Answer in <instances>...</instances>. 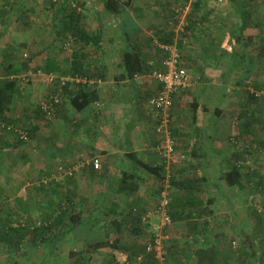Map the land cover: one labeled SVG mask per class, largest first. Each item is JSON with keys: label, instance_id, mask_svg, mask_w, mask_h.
Returning <instances> with one entry per match:
<instances>
[{"label": "crops", "instance_id": "1", "mask_svg": "<svg viewBox=\"0 0 264 264\" xmlns=\"http://www.w3.org/2000/svg\"><path fill=\"white\" fill-rule=\"evenodd\" d=\"M116 1L121 5L122 16L110 17L106 13L104 6L101 5L98 13L105 14V19L99 20V17L95 18L97 20L94 18L92 20L83 19L85 27H92V30L88 29L87 31L89 34L98 37L100 40L99 45L104 46V43L109 42V40L112 42L110 49L104 46L102 50L100 48L89 53L93 54V56H88L84 53L85 57H82L84 69L91 76L92 84L95 82L93 87L97 98L89 106L83 108V111H77L69 103L70 93L61 95V102L63 103L61 111L53 119L40 122L36 121L38 119H34L36 115L33 114L34 122H39V129L30 136V142L18 144L14 149L10 148L13 149V168L11 169V163L8 159L3 161V164L1 163V167L5 164L4 170L7 174L3 173V168L0 170V174H3L0 175V186H3L4 189L13 183V186H20L18 187L20 188V190L18 189L19 192L15 195L11 197L6 194L0 196L1 213L10 218L11 212H13V215L18 218L27 217L29 219L25 222L19 220L16 222L17 225L14 223L10 224L12 227H17L23 222L21 224L28 226V230H30L33 228L34 222L38 220L57 218L59 211L55 213L53 211L59 203L67 209L73 210L72 212H81L82 218L84 217L91 221L100 215L99 209L113 202L124 209L133 200L141 206L146 207L148 205V207H152L151 209L154 207L152 203H155L154 199L156 198V182L153 176L143 167L138 169V174L140 173L142 179L140 180L141 182H138L139 189L133 197L129 198L125 195L116 194L115 190L121 183L123 173L134 168V162L142 161L149 163V165L157 166L161 161L157 151L154 118L148 114L146 117L145 112L140 108L142 100L157 92L158 86L151 77V72L160 68L162 59V56L158 53L159 51L152 46V40L150 41L149 38L152 35L149 34L150 32L151 34L154 33L155 36L164 34L166 32L164 17L174 15L175 8L186 7L188 2L187 0H125L126 2L124 3H122V0ZM255 1L257 0H252L248 3V8L250 10L251 8L254 9L251 20L254 26L259 23L262 25L261 20L263 19L264 11V0H258L256 4ZM217 3L222 4L218 6ZM239 10L231 0H194L189 4L187 18L190 26V29H187L189 38L188 36L184 39L180 38L183 39L184 43L180 51L181 60L187 71L188 80L186 87L173 97V107L171 109V127L176 139L177 149L185 151L186 155V161L182 162L183 166L176 168V171L185 170L187 173L189 172L191 166L187 147L195 146L200 140H202V143L207 140L209 147L202 148V150L206 151L207 157H203L200 150L202 158L198 161V167L203 163H210L212 160L209 161V159L212 158L215 167L222 162L227 167L226 162L222 161L223 158L220 155L225 154V152L217 154L219 152L217 148L219 144L216 145L214 142L219 141L216 140L215 133L211 129L214 126L218 127V125L221 127L223 112L217 105L213 108L207 105L211 101V96L207 90H204L205 87L209 88L213 85L205 82L192 83V74L199 72L202 77L203 73L209 75V72L211 74L221 69L222 74L224 73L226 77H229V80L235 82L236 71H239V69H234L236 63L232 59L230 63L229 61L220 60V54L217 55V58L213 54L204 51L194 55L189 50V44L190 39L196 40L198 33L200 36H204V41H209L206 39L208 32L213 37V32L220 29L213 25L221 27L220 30L224 32L223 42L225 43L228 35L235 31ZM93 27L97 31L93 30ZM105 27L106 30L104 29ZM112 27H115L113 28L115 29L114 31L110 30ZM99 29H102L103 32L101 33ZM250 29L247 28L242 36H245V32L249 33L247 31H250ZM102 36H104V40ZM180 39L175 38L174 41L177 42ZM213 39L214 37L211 38V40ZM185 40L186 42H184ZM130 44L136 48L141 57L142 71L134 79L124 80L122 77L125 72L122 67L121 56L125 47ZM46 58L54 59L56 64L59 65L60 71L58 70V73L69 72L71 56L52 57L49 55ZM203 69L205 70L203 71ZM66 76L70 77L69 75ZM70 84L69 88L72 87ZM193 90L194 92H192ZM190 92L195 95L192 96ZM77 93H74V95ZM20 99L23 100V98ZM17 101L18 98L14 101L9 117L15 121L22 120L25 122L28 119L26 116L30 113L28 110L29 106L23 103L24 106L20 107L21 103L16 104ZM193 102L198 103L195 122L191 120V113L189 112L190 104ZM32 117L28 123L32 122ZM93 155L100 158L101 170L96 171L89 166H80ZM216 160H219V162L216 163ZM191 162L193 161L191 160ZM73 166H78L74 177L70 178L72 179L70 180L71 183L74 184V187L77 186L79 191L77 196L75 195V197L69 199V190L61 197H56V191H54L49 196H45V194L41 196V199H46L45 204L42 203L43 200L36 201V198L41 194L39 190L42 189V185H47L45 181L48 176L46 175L50 172H58L59 168L67 169ZM8 172H11V174ZM200 177L205 178L204 186H207L208 183L211 185V190H208L211 193L212 191H217V188L220 187L219 182L210 181L208 176ZM61 181L64 182L65 179ZM63 182L51 183V185L45 187H60L61 190H64L66 183L63 184ZM23 186L32 187L26 190ZM111 194L113 195L111 196ZM103 195H107L109 200ZM209 197L215 198L211 195ZM10 200L13 201L15 207L12 205L13 211L7 213L5 210L10 205ZM57 201L60 202L57 204ZM83 201L85 206L81 208L80 202ZM100 218L102 219L103 217ZM158 219L157 216H153L152 222H156ZM50 222L51 220L44 222V224H50ZM122 226H125V228L129 227L128 229L132 233V226L127 221L122 223L121 228ZM34 227L36 228V226ZM106 231L107 229L103 228L102 223L94 229L88 228L80 232V234H74L68 232L67 225L60 224L54 227L51 226L48 230H41L36 236L33 234L35 237L30 235L23 244H32L38 248L43 247V245L47 246L49 250L45 255L46 260H48L46 264H59L62 258L59 257L58 253L63 248L70 249L68 246L70 244L74 250H82L90 243L106 239ZM27 232L29 235V231ZM112 233L111 229V237ZM1 248L3 249L2 246ZM67 251L69 257L70 250ZM88 259L89 256L83 263L105 264L104 257L101 258L100 251ZM116 259L120 263L125 259V256H121L118 253ZM92 260H94L93 263ZM66 263L67 261H65Z\"/></svg>", "mask_w": 264, "mask_h": 264}, {"label": "rangeland", "instance_id": "2", "mask_svg": "<svg viewBox=\"0 0 264 264\" xmlns=\"http://www.w3.org/2000/svg\"><path fill=\"white\" fill-rule=\"evenodd\" d=\"M46 1L45 0H0V60L1 57L3 56L4 51L6 49H10L12 50V52L14 53L17 59V64L20 65V63L24 62V60L25 61L29 60L30 62L29 68L22 70L18 75L25 73L26 71L31 69V67L34 68L33 69L34 72L37 70L42 71L44 67V61L47 60L46 57H48L49 55L52 57L54 56L70 57L72 53L77 51L78 53L81 54L86 53V55L88 56H93V54H89L90 52H93V50L97 51V49L100 48L102 50L104 49V46L105 48L109 47V49L112 47L111 44L112 42H110V40L109 42H105L107 44L104 43V46L99 45L98 48L96 47L94 48L92 44L88 46H83L81 43L78 42L71 43L67 41L68 35L66 36L63 35L61 36V38L57 36L56 33L57 28L54 27V25L57 24L58 20L55 19L53 20L51 18V13L53 11L49 7V4ZM78 1L81 2L84 1L85 3L83 7L84 9L82 10L86 19L92 20L93 18L95 19L96 17H99L100 18L99 20L105 19L104 16L105 14L98 13V9L102 5L101 0H72L71 3L76 4V2ZM124 2L126 1L122 0V3ZM217 4L218 6H221L222 3L221 4L217 3ZM184 7L181 9L177 7V9L175 8L174 10V15H171L169 17H164L166 23V25H164V28L166 29L165 33L173 35L174 39L175 38L180 39L183 37L186 38L189 35L188 34L189 31H187V28L189 26V23L187 22L189 4L185 7V9ZM235 7L237 6L235 5ZM170 23L172 25H170ZM261 23H262V28L253 27L250 29V31H247L249 33L245 32L244 34L245 36H243L242 39L243 41L242 44L235 43L233 48L227 46V44L223 42L224 32L220 30L221 27L219 25H213L214 27L220 28L216 30V32H213L212 34L214 37L213 40H211V38L213 37L211 36L210 32H208L206 37V39H208L209 41L207 40L204 41L205 40L204 36L201 35L202 36L201 38L199 33L196 35L197 37L196 40L190 39L189 50H191L192 54L198 55L200 52L204 51L213 54V56H216V58L217 55L220 54L221 57L220 60H223L225 62L229 61V63H230L229 60L230 51H233L234 49L236 53L240 54L243 50L244 51L243 56L245 57V60L242 66L245 67L247 63H250V61L253 60V62H255L257 65L258 73L254 77H252L249 84L246 83L244 84L247 85V87L243 85L244 82H241L242 86L234 87L235 82L229 80V77H226L224 73L222 74L221 69H218V71H215L211 74L209 72V75L203 73L202 77L199 72H194L192 74L193 77L192 83L205 82L207 84L213 85L210 86L209 88L208 87L204 88V90H207L209 92V95L211 96L210 99L211 101H209L210 103L207 105L212 108L215 105L220 107V109L223 112L222 123H221L223 133L226 135V137H229L230 140L231 139H235V140L238 139V140L236 141L233 140L235 142L229 140L228 141L224 140L223 142L222 141L214 142V144L216 145L219 144L217 146L219 151L217 154H220V152L221 153L225 152L226 155L225 154H220V155L223 158L222 161L226 162L227 167L225 166L224 162H222L221 164L217 165V167H215L214 165L215 163L213 162V158H212L209 159V161L212 160L211 161L212 163L211 162L207 163L209 165L203 163L197 168V172L199 176H208V179L210 181L219 182L220 185V187L217 188V191H212V193L208 191L209 189L211 190V185H209V183L207 184V186L203 185L204 187L202 188L204 192L201 194V197L205 201L208 199L209 195L215 197L216 199L214 204L213 217L212 218L206 217L204 219L206 221L205 223L203 222V220H199L198 222H196L194 226L191 225L190 227L184 221L171 223L165 229V234L167 235V239L164 240L165 249L168 243L175 245L176 250L187 248V246H189L191 242L195 241V238L197 237L196 235L198 234L199 236L198 238L200 239L199 242L200 245H202V247L209 245L206 241L214 245L215 250L217 251L216 254L217 264H264V240H263L264 233L262 232L264 225L263 224L261 225V223H259V220H257L258 218L255 217L253 213L256 210V213L258 215H264V55L259 56L260 51L257 48L260 43V38H259L260 34L264 31V11H263V19L261 20ZM181 24L187 25L185 26V29L183 30L184 32L182 34L179 31L181 29L180 27ZM113 28L115 27H112V29L110 30L114 31L115 29ZM85 29L92 30V27L91 26L89 28L86 27ZM94 29L97 31L95 27H93V30ZM104 29L106 30V27ZM99 31L101 33L103 32L102 29H99ZM149 35L154 36L153 39H151L152 36H149L150 41L152 40L151 44L154 48H156L159 51L158 52L156 50L162 56L160 49L158 48L157 45L158 43V38H156L157 35L155 36V34L154 33L151 34V32ZM102 38L103 40L105 39L104 36H102ZM186 40L184 42H186ZM67 44L69 46H67ZM78 49H80V51ZM24 54H26L27 56L24 57ZM204 70L205 69H203V71ZM224 70L225 69L223 67V71ZM240 74L241 72L239 69V71H236V76ZM51 75L54 77L52 82L38 80L37 78H34L29 83H19L20 88L22 92L25 94V96H23V100L18 98L16 104L21 103L20 107L24 106L23 103L26 106H31V107L38 104L40 105L41 102L48 100L50 96L58 94L60 91L61 92L59 93L60 94L59 97L61 99L62 98L61 95L64 94V91H62L63 87L61 85V79L66 78L68 76H64V75L60 76L56 73H51ZM254 82L259 87V90H255L252 87ZM244 89H247L250 92H254L255 96L259 99L258 102L247 103L245 101L247 96L242 92ZM194 90L192 92H194ZM192 92H190V94L194 96L195 94ZM17 107L19 108V106ZM243 110L254 112L255 118L261 121V123L256 125V127L251 130V133L245 134L241 138L240 131H242L243 128L238 126V124L241 123V121L238 119V114ZM189 112L191 113L190 108H189ZM25 125L28 126L30 124L25 123ZM25 125L24 127H27ZM31 135H32L31 132H29V137ZM199 147L208 148L209 147L208 141L206 140L203 143L199 142ZM243 148H246L247 151L244 152L242 150ZM237 149H239L238 151L240 150L243 151L242 153L244 154L243 159H241L237 164L241 165L240 169L242 170V172L249 173L251 169L252 171H254V173L257 175L259 182L261 183V184L259 183L258 186H256L255 184L253 186L251 184L247 186L243 182V188L240 187L229 188L224 182L220 181L222 172H224L225 169L229 168V166L231 165L229 161L230 153L235 152ZM177 151H179V149H177ZM179 152L181 153V155L184 156V158L174 168L175 171L176 168L183 166L182 162H184V160L186 159L185 152L184 151H179ZM7 154L9 153L7 152ZM7 154H6L7 157L5 158L1 157L2 158L1 161L3 160L6 161L7 159L9 160L10 157ZM205 154H206L205 157H207V153ZM215 157H217V155H215ZM217 162H219V160H216V163ZM4 165L3 167H1V169L3 168V173H6V171L4 170ZM12 168L13 167H11V169ZM8 173L11 174V172ZM64 179H65L64 182L61 181V183L63 182V184L66 183L65 188H63L64 190H61L60 187H51V186L47 188L46 187L42 188L41 190H39L41 194H39V197L36 198V201L39 200L42 201L43 198L41 199V196H43L44 194L45 196H49L54 191H56L55 194L56 197H61L64 193L68 192L69 190H70L69 197L73 198L75 197V195L77 196V193L79 192L77 190V186L74 187V184L70 183V180H66V178ZM15 180L18 181L17 179ZM13 184H11V186L9 187L6 186L5 189L3 188V186H0V196L1 195L4 196L6 194L11 197L16 193H18L20 190V188L18 187L20 186L17 185L18 187H16V185L13 186ZM31 187L32 186L30 187L23 186V188H25L26 190ZM112 195L113 194H111V196ZM103 196L107 197V199L109 200V197L107 195H103ZM59 202L60 201H57V204ZM42 203L45 204L46 199H44ZM156 203H152V206L155 207V205L158 204ZM57 204L55 203L56 206ZM12 205H14L15 207L13 201L10 200V205H8L5 210L7 213L13 211V207L11 208ZM80 205L81 208H84L85 206L84 201L80 202ZM1 215H2L1 219L3 220L6 216L2 213ZM13 216H14L13 212H11L10 218L9 217L5 218V220L11 225L13 223L16 224V222H18L19 220L23 222L29 220L27 217L18 218L16 216L14 217ZM38 221H42V220H38ZM38 221L34 222L35 224L32 225L33 228L29 230V235H27V237H30V235L34 237L33 230L35 229L34 226L36 227L38 226L39 223ZM160 222L161 220L159 218L155 222V224L160 225ZM128 228L129 227L125 228V226H122L121 228L122 230V234L120 236L121 244H119V249H118L119 254L125 257L130 256V253L133 254L135 251L139 250V248H142L148 240V237L146 235L144 236L143 234L141 235L133 234L131 233V230ZM106 229L109 240H111L112 238L110 235L111 228L106 227L105 230ZM247 237L248 238L250 237L249 241L247 239V241L244 242ZM225 238H227L228 241L230 240V238H232L233 243H231V246H228L226 241H225V245L220 244V241H222ZM68 246L70 247V249L63 248L61 251H59L58 253L59 257L62 258L59 264H65V261H67V263L70 261L67 250L73 252L74 249L72 248V245L69 244ZM48 250H49L48 247L45 245H43V247L38 248L32 244H22L21 248L19 250H15L14 252L4 251L0 247V264H11L13 260H15L18 264H46L48 260H46L45 255L47 254ZM193 250L189 249L187 252L185 251V253L179 252V254L177 255L176 264H196L197 259L194 255ZM109 252L110 250L107 247L101 249L100 250L101 258L105 256L107 257ZM94 260H92V263ZM166 264H174V260L168 258Z\"/></svg>", "mask_w": 264, "mask_h": 264}, {"label": "trees", "instance_id": "3", "mask_svg": "<svg viewBox=\"0 0 264 264\" xmlns=\"http://www.w3.org/2000/svg\"><path fill=\"white\" fill-rule=\"evenodd\" d=\"M46 1V0H45ZM72 0H47L46 2L49 4V7L52 9L51 18L54 20H58L57 24L54 25L56 27L57 36L61 38V36L71 35L74 39V43H81L83 46L93 45L96 48L99 47L100 40L98 37L93 36L92 34H89V32L85 29L84 20L86 19L84 13H83V7H84V1H78L75 3H71ZM194 1V0H192ZM192 1L190 3H192ZM239 10V16L237 20V25L235 27V31L228 35V38L225 42L227 46L233 48L235 43L242 44V38L243 33L247 28H253V27H260L262 28V25L259 23L258 25H253L251 23L252 20V13L254 12V9L248 8V3L252 0H231ZM188 4L189 0H187ZM254 2V1H253ZM102 5L104 6V9L106 10V13L111 16H122L121 11V5L116 0H101ZM71 4H74L72 6ZM256 4V1H255ZM253 6V5H252ZM192 26V25H191ZM187 28V27H186ZM190 29V26L187 28ZM127 34V32H126ZM182 34V33H181ZM158 41L165 44H173L176 43V47L178 51L180 52L182 50L183 46V39L178 40L177 42L174 41L173 35H170L168 33L161 34L157 36ZM260 43L258 45V49L260 51L259 56L264 55V31L260 34ZM251 41V39H250ZM81 49V47H80ZM80 49H78L80 51ZM243 50L240 54L236 53V51L233 49L231 51V55L229 56V60H234L236 63V67L234 69H240L241 74L238 75L235 80V87L242 86L241 82H244L243 85L249 84L252 77H254L257 73V65L255 62L250 61V63H247L245 67L242 66L245 57L243 56ZM181 55V54H180ZM82 57L84 58L85 55L78 53L75 51L71 54V60H70V70L68 73L61 72L58 73L57 71H60L59 65L56 64L54 59H47L42 71L45 74H51L56 72L58 75L66 76L69 75L72 78L78 77L80 80H85V83L79 82V83H71L69 88V83H66L63 86L62 91L64 93H70V99L69 103L72 104V106L77 111H83V108H86L89 106L94 99L97 98L95 89L93 87V84H89V81H91V76H89L88 72L84 69V65L82 63ZM121 62L122 67L124 69V75L123 79H134L138 74L142 71V60L141 57L136 50V48L133 45H127L125 49L122 52L121 56ZM182 62V60H181ZM29 60L17 64V59L10 49H6L3 53V56L0 60V170H1V163L4 161H1L2 158L7 157V152L9 154V161L11 163L10 167H13L14 164L13 161V149L18 144H26L30 142L29 132L33 134L36 132L39 127L38 124L40 121L43 120H51L55 115H57L61 111V107L63 106V103L61 102V99L59 102L50 110V111H44L40 108V105H35L33 107L29 106L30 113L26 116L27 121L22 123V120H12L9 117V114L12 111L14 101L16 98H23V92L20 88L19 79L15 78L16 75H18L22 70L29 68ZM239 67V68H237ZM243 71V73H242ZM68 84V85H67ZM158 86V85H157ZM247 87V85H244ZM158 86L157 92L160 90ZM252 87L255 90H259V87L254 82ZM70 90V91H69ZM72 90V91H71ZM182 91V90H181ZM180 91V92H181ZM78 92V93H77ZM156 92V93H157ZM247 97L245 101L247 103L249 102H258V98L255 96L254 92H250L247 89H244L242 91ZM74 93H77L74 95ZM155 93V94H156ZM154 94V95H155ZM56 95V94H55ZM74 95V96H73ZM153 95L147 97L146 99L142 100V103L140 104V108L143 112H145V107L143 106ZM173 107V103H172ZM169 110V130L172 134V137L175 141V149L177 147V143L175 140V137L172 132L171 122H172V116H171V109ZM198 109V103L193 102L190 104V111H191V120L195 122V115L196 111ZM219 113L218 111H216ZM38 119L34 122L33 119ZM150 116H153L152 114H148ZM145 116L147 117V114L145 113ZM30 125H25V123H28L29 120ZM149 117V116H148ZM154 118V117H153ZM238 119L241 121V123L238 124V126L242 127V131H240V137L242 138L245 134L251 133V130L256 127V125L260 124L261 121L255 118L254 112L243 110L238 114ZM160 117L155 120V127L160 122ZM24 129V131L27 132L28 140H23L18 137V135L14 132V128L20 127ZM27 126V127H24ZM3 126V127H2ZM7 126L14 127L13 129L6 131ZM212 131L215 133V138L217 141H233L235 139H231L229 137H226V135L223 133V129L218 125V127L214 126L211 128ZM155 130V129H154ZM238 140V139H236ZM235 140V141H236ZM233 141V142H235ZM202 142V140L198 141ZM158 145V141H157ZM13 149H10V148ZM202 151V156H206V151L202 150V148L199 147V143H196L195 146L187 147L188 152V158L190 160V170L187 173L185 170H178V171H171L169 180H170V202L168 205V216L171 220V223H177V222H185L189 227L192 225L194 226L196 222L199 220H204L206 217L212 218L214 214V204L216 199L212 197H208V199L205 201L201 194L204 192L202 189L205 178L200 177L197 172L198 168V161L202 156H200V153ZM237 149L235 152L230 153L229 155V161L230 166L229 168L225 169L224 172H222L220 181L224 182L229 188H235L240 187L243 188V182L248 185H259V180L257 178V175L254 173V171H251L248 173L242 172L240 169L241 165H238L237 163L243 159V151L246 152L247 149L243 148V151H238ZM177 151V149H176ZM178 154H181L179 151H177ZM185 152V151H184ZM11 153V154H10ZM183 154V153H182ZM96 155L90 156L94 157ZM199 156V157H198ZM2 157V158H1ZM198 159V160H197ZM191 160L193 162H191ZM237 164V165H236ZM91 169L93 170L92 166ZM133 169L130 171H125L121 178V183L118 186V188L115 190L116 194L125 195L126 197H133L137 190L139 189L138 182H141L140 180L141 175L138 174L139 167H143L145 170H147L154 178L156 182L157 188L156 191V198L155 203L159 201L160 192L163 188L162 180L164 178L163 174V168L164 165L162 163H159L157 166L149 165V163H145L142 161H137L136 163H133ZM55 172H50L46 181L47 185H42V188H45V186L56 184L57 181H54L52 178V175ZM72 180L70 178H66V180ZM61 182V181H59ZM71 183V181H70ZM261 184V183H260ZM58 186V185H57ZM71 199V197L69 198ZM70 202V201H69ZM156 203V204H157ZM51 205H53L52 202H50ZM0 213L2 204L0 203ZM68 205L71 206L70 203ZM106 205V204H103ZM151 206V205H150ZM152 207H148V205L141 206L136 201H131V203L124 209L120 208L117 203H111L110 205L104 206L103 208L99 209V216L95 219L88 220L86 218H82V213L75 211V212H69L73 210L67 209L64 205L61 203L58 204L57 207H55L53 213L56 211H59V214L57 215V218L50 219V224L44 222H49L48 219H44L38 223V226L35 228L34 235H38L39 231L45 230L51 226H57V225H67L68 232L74 233V234H80V232L89 229H94L98 225L103 223V228L110 227L113 231V235L111 240H109L108 233L106 234V239L90 243L84 247L82 250H74L73 252L70 251L69 253V259L70 261L66 264H84L83 262L86 261L87 257L89 256V259L92 258L94 255L98 254L101 249L104 247L109 248L110 252L108 253V256L104 257L105 264H136V257L139 254H144V261L141 264H159L158 261L155 259L153 254H147L145 253V245L142 248H139V250L135 251L133 254L130 253V256L125 257V259L118 263L116 259V255L119 253V244H121L120 236L122 234L121 225L125 221L129 223L130 226H132V233L136 235L143 234L148 237V240H153L155 233L149 232L150 226L154 224L155 222H152V218L150 219V224H146L144 221V216L155 210L156 205L153 209ZM67 210V211H66ZM255 217H257L259 220V223L261 225H264V215H258L256 213V210L253 212ZM0 214V247H3L4 251L7 252H14L15 250H19L24 243V241L28 240V226H24L20 223L17 227H12L10 224L5 220V218L2 220ZM154 216V215H153ZM152 216V217H153ZM100 217H103L102 219ZM208 221V220H207ZM262 221V222H260ZM198 224V223H197ZM17 225V224H16ZM148 229V230H147ZM147 230V231H146ZM264 228L262 229V232L264 233ZM198 232V230H197ZM106 233V232H105ZM165 233V232H164ZM34 236V237H35ZM197 239L195 238V241L191 242L187 248L176 250V246L172 244H167L166 246V258L165 261L167 262L168 258L174 260V264L177 263V255L179 252H187L189 249H194V255L196 257V264H217L216 263V254L217 251L215 250V247L213 244H210L208 241H206L209 245L202 247L199 242V236L196 235ZM250 238V237H249ZM249 238L247 237L244 242L249 241ZM264 240V239H263ZM225 241L227 242L228 246H231L232 238L228 241L227 238L220 241V244L225 245ZM22 242V243H20ZM11 255V254H10ZM168 255V256H167ZM88 259V260H89ZM11 261V260H10ZM9 261V262H10ZM246 263V262H245ZM11 264H18L15 260L12 261ZM166 264V263H165Z\"/></svg>", "mask_w": 264, "mask_h": 264}, {"label": "built area", "instance_id": "4", "mask_svg": "<svg viewBox=\"0 0 264 264\" xmlns=\"http://www.w3.org/2000/svg\"><path fill=\"white\" fill-rule=\"evenodd\" d=\"M192 0H189V3ZM74 6V4L72 5ZM170 25H172L170 23ZM186 24H181V29L179 30L183 33ZM67 41L74 42L71 35L68 36ZM68 42V44H69ZM157 43V42H156ZM67 44V46H69ZM176 43L165 44L158 41L157 45L162 54V59L160 63V68L155 69L151 72V77L156 81L157 85L160 86V90L153 95L143 106L145 107L146 114H152L153 117L158 119L160 117V122L155 127V134L157 136V151L160 157V163L164 165L163 174L164 178L162 180L163 188L160 192L159 201L156 205L154 211L147 213L144 216L145 223L150 224V219L153 215H157L161 222L160 225L155 223L150 226L149 232L155 233L153 240H147L145 243V253L153 254L155 259L159 264H165L166 250L164 246V240L167 239V235L164 233L165 229L171 224V220L168 216V205L170 202V174L171 171L181 162L184 158L183 155L178 154L175 149V141L169 130V110L172 107L173 97L178 94L181 90L186 87L188 74L181 62V55L178 51ZM27 55L24 54V57ZM34 68L31 67L28 71L21 75H16L19 83H29L34 78L38 80H44L52 82L54 77L51 74H45L41 70L34 72ZM85 83V80H80V78L66 77L61 79L62 87L66 83ZM92 84V81H89ZM60 91V89H59ZM61 92V91H60ZM59 92V93H60ZM52 95L48 100L40 103V108L44 111H50L60 100V94ZM3 127V126H2ZM12 126H7L6 131L13 129ZM14 132L18 135L20 139L28 140L27 132L24 131L22 127L14 128ZM242 164V163H240ZM81 167L92 166L94 170H101V161L98 156L91 157L84 161ZM78 166L69 167L67 169H58L57 173L52 175L54 181H61L64 178H71L74 176V172ZM144 261V254H139L136 257V264H141Z\"/></svg>", "mask_w": 264, "mask_h": 264}]
</instances>
